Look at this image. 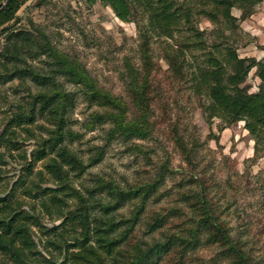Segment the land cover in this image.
I'll return each mask as SVG.
<instances>
[{
    "label": "trees",
    "instance_id": "16d2710c",
    "mask_svg": "<svg viewBox=\"0 0 264 264\" xmlns=\"http://www.w3.org/2000/svg\"><path fill=\"white\" fill-rule=\"evenodd\" d=\"M30 1L0 0V31L6 40L0 53V86L18 80L20 87L29 82L35 88V91L28 88L27 102L17 104V112L0 133V149L5 148L9 154L20 151L19 129L32 134L31 126L38 125L40 120L45 124L38 127L48 137H42L38 143L32 153L33 161H26L25 174L14 182L9 193L0 197V254L13 264H149L175 249L184 258L202 247H214L218 257L231 264H261L262 259L254 258L257 243L248 238L251 225L236 229L228 219L231 214L237 220L241 217L238 193L243 191L242 183L234 185L229 178L223 187L215 172L216 161L212 166L205 164L206 157L201 155L204 143L196 137L188 139L181 122H175L172 127V139L186 164L180 171L181 207H173L169 212L172 217L181 218L180 229L170 231L145 249L137 244L132 247V233L148 203L173 172L170 163L164 161L146 182L128 189L98 181L99 187L88 190L89 198L85 197L72 182L85 174L88 165L70 147L81 138L70 126V114L81 98L90 106L105 109V113L92 114V119L93 123L112 124L108 130L111 139L122 138L125 144L134 139L149 140L153 94L158 93L153 87L154 67L149 57L155 43L163 45L171 74L198 97L208 122L218 118L225 124L224 129L244 122L255 142L257 156L264 149V58H242L237 44L241 23L255 15L264 0H197V3L194 0H100L120 21L134 23L139 31L143 65L137 68L127 62L122 75L128 101L101 89L87 69L55 50L43 33L39 37L14 28L19 11ZM87 2L94 6L98 0ZM234 9L241 12L240 17L233 13ZM196 16L208 18L215 29L210 33L201 30ZM29 59L39 60L43 65L29 63ZM253 70L260 79L257 93H250L245 85ZM68 85L75 89L70 90ZM138 150L144 155L148 153ZM22 158L27 160L26 155ZM6 159L0 151L1 166L8 165ZM37 161H44V170L50 178H45L40 170L37 174L40 180L31 179ZM247 176L241 179L247 178L248 189L252 191L249 183L252 177ZM46 180L58 186L42 188ZM230 189L234 191L228 197ZM102 192L107 193L109 200H92ZM19 194L38 202L48 216L58 213L57 220L62 222L47 227L41 215L23 209ZM221 195L225 196L224 202L217 199ZM67 199L77 201L76 207L68 212L64 209ZM134 201L139 203L136 212L130 218L117 220V214ZM167 216L155 217L149 223V232L162 229ZM34 229L46 238L45 250L53 249L58 257L52 253L51 260L45 257Z\"/></svg>",
    "mask_w": 264,
    "mask_h": 264
},
{
    "label": "rangeland",
    "instance_id": "374dc122",
    "mask_svg": "<svg viewBox=\"0 0 264 264\" xmlns=\"http://www.w3.org/2000/svg\"><path fill=\"white\" fill-rule=\"evenodd\" d=\"M195 2L197 0H194ZM197 3V2H196ZM261 6L259 10L261 12ZM233 13L240 17L237 9ZM261 17V16H260ZM258 17V18H260ZM198 27L210 33L215 29L213 23L204 16H196ZM253 22L264 33V18ZM14 28L27 30L40 37L46 35L52 47L59 53L67 55L88 70L90 76L104 91L111 95L128 101V94L122 79L126 71V64L141 68L143 65V50L140 49L139 31L134 23L120 21L111 8L106 7L100 0L94 6H90L87 0H32L25 4L18 13V20ZM229 35V32H227ZM237 44L239 55L249 57L260 48L257 39L242 28L239 32ZM213 40L215 37H211ZM5 35L0 31V53L5 45ZM163 45L153 43L149 57L152 59L154 88L157 94H153V110L149 134L152 137L146 141L134 139L132 143L125 144L122 138L108 137L111 123H93L92 114L105 113V109L90 106L83 99H78L74 111L70 114L72 129L81 135V138L70 145L71 149L82 159L88 169L81 178H73L76 189L85 197L87 191L98 186V181L111 183L121 189H128L134 184L146 182L155 170L166 160L170 163L173 172L167 178L156 197L147 205L145 213L131 236V246L135 244L142 248L150 246L155 240H160L170 231H177L180 217H172L171 209L181 207L179 185L182 179L181 170L186 168L183 157L172 139V127L175 122H181V129L188 139L196 137L200 143H204L202 154L205 155V164L212 166L215 163L217 179L224 187L228 179L242 183L238 193L239 209L241 217L235 219L231 214L228 219L231 224L240 229L251 225L248 238L257 243V255L255 260H261L264 264V149L255 156V142L244 127V122H238L224 129L225 124L218 118L208 122L201 104L196 95L184 84L179 83L171 74L165 60ZM44 59V57H43ZM29 63L42 66L39 60L29 59ZM253 70L246 82L250 93H257L260 80ZM18 80L7 85L0 86V133L4 130L10 117L17 112V104L26 103L28 88L35 91L31 83L27 82L22 87ZM70 90L75 89L68 85ZM45 124L43 120L38 125ZM38 125L31 126L33 133L27 134L19 129L17 139L21 146L20 151L9 154L5 148L0 151L5 153L7 166L3 167L0 182V197L9 193L14 182L25 174L23 167L26 161H33L32 153L38 148L42 137H48ZM32 135V136H31ZM34 135V136H33ZM214 139H217L220 146ZM132 145V149L130 146ZM135 145L138 147L135 148ZM138 149L148 151L146 155L138 152ZM22 155L27 156L23 160ZM207 155V156H206ZM101 157V161L95 164ZM44 161L34 162V172L31 179L40 180L37 176L40 170L44 171L45 178H50L44 170ZM251 175L250 189L245 178L241 176ZM256 176H258L256 178ZM248 177V176H247ZM254 177V178H253ZM243 180V181H242ZM43 182L42 188H56L58 185L52 182ZM99 187V186H98ZM222 189V188H221ZM254 189V190H253ZM234 189H230L228 197L233 195ZM23 209L42 216V221L47 227L59 225L62 220H57L58 213L48 216L39 206V203L25 198L21 194ZM225 196L217 199L224 202ZM109 200L106 192L98 193L93 201ZM216 199V200H217ZM217 200V201H219ZM66 212L76 207L75 199H67ZM138 201L127 204L117 214V220L130 218L138 208ZM55 211V210H53ZM97 214L98 211L94 210ZM168 215L166 225L156 232H149V223L157 216ZM35 239L40 251L45 257L52 259L58 254L51 249L45 250L46 238L39 234L37 229ZM129 247V249H132ZM60 262V261H58ZM0 264H13L7 257L0 254ZM149 264H231L229 261L218 257V250L214 247H202L196 252L182 257L177 249L161 259H155Z\"/></svg>",
    "mask_w": 264,
    "mask_h": 264
},
{
    "label": "crops",
    "instance_id": "0c3cea01",
    "mask_svg": "<svg viewBox=\"0 0 264 264\" xmlns=\"http://www.w3.org/2000/svg\"><path fill=\"white\" fill-rule=\"evenodd\" d=\"M260 6H261V9H262L261 12L259 11L258 13L253 15L250 19L245 20V21L242 22V28L246 32L251 34L253 37H255L257 39L256 43H258L259 46H260V48L256 47L257 51L253 52L251 55H248V56L249 57H255L258 60L264 58V33L262 31L263 29L262 30H258V29H261V28L257 25V23L253 22V19H255V20L257 19V21L260 22V20L262 18H264V2ZM258 17H260V18H258Z\"/></svg>",
    "mask_w": 264,
    "mask_h": 264
}]
</instances>
